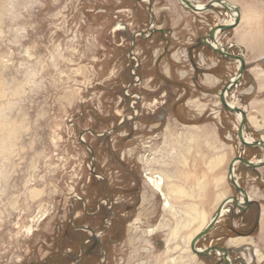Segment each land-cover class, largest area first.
Returning a JSON list of instances; mask_svg holds the SVG:
<instances>
[{
    "label": "rangeland",
    "instance_id": "1",
    "mask_svg": "<svg viewBox=\"0 0 264 264\" xmlns=\"http://www.w3.org/2000/svg\"><path fill=\"white\" fill-rule=\"evenodd\" d=\"M150 1L149 33L148 0H0V264H217L219 252L192 255L188 237L240 195L229 161L263 151L239 143L218 102L235 61L197 44L224 9ZM227 1L240 18L218 39L247 61L228 99L246 106L256 140L264 0ZM233 172L250 206L229 202L195 245L230 244L229 264H264V166ZM79 226L96 236L90 251Z\"/></svg>",
    "mask_w": 264,
    "mask_h": 264
},
{
    "label": "water",
    "instance_id": "2",
    "mask_svg": "<svg viewBox=\"0 0 264 264\" xmlns=\"http://www.w3.org/2000/svg\"><path fill=\"white\" fill-rule=\"evenodd\" d=\"M136 1H142V0H136ZM148 12H149V15H150V23H149V26L147 28V31L150 33L152 31L151 29V24H152V21H153V14L151 13V1L148 0ZM178 1H181L182 3H184L187 7H189L191 10L193 11H199L200 9H197V7H195L191 1L189 0H178ZM219 1V0H217ZM211 0H209L205 6L203 7V9H201L200 11L202 10H206V9H210V6H211ZM238 13H239V10H237ZM239 22V16H237L234 20V22L232 24H221L219 26H216L214 25L213 27L209 28L207 34L199 37L197 39V44H203L205 45L206 47H208L209 49H211L214 53L224 57V58H231V59H236L239 61V66L237 67L236 71H235V78L234 79H231L229 78L224 84L223 86L221 87V89L219 90L218 92V99H219V103L221 104V106L228 112H239L241 114V119L239 121V124H238V129H237V139L239 141V143L242 145V146H245V147H250V146H260L261 149L263 150L264 152V142L262 140H255V141H252V142H246L244 139H243V136H242V128H244L246 126V114L244 112L243 109H241L240 107H237V106H229L226 102V97H225V94L228 93L233 86L236 85V83L239 82V79L241 78L244 70H245V67H246V64H245V60L243 58L242 55H236V54H233V53H230L228 52L226 49H219L218 47H213L211 44L208 43V39H211V40H214V35H215V31L217 28H219V32H224L230 28H233L237 25V23ZM137 34H140L142 37H147L146 34H144L142 31H139L138 33H132L131 34V41L133 42L134 41V38ZM131 48H133V44L131 46ZM129 55L133 56L132 55V52L129 51ZM123 121V120H122ZM121 121V122H122ZM115 128V127H114ZM96 135V134H95ZM97 136H100V135H97ZM80 140L82 141V139L80 138ZM237 160L241 163H243V165L245 166H249L250 168L252 169H256V168H259V167H262L264 166V156L263 158L261 159V161H259L258 163H252L251 161L247 160V159H244L240 156H235L233 157L229 163H228V166H227V176H228V179L230 181V183L232 184L233 188L243 196V202L240 204V206H238L239 209L241 210H245L248 206H250L251 204V200L248 199L247 195H246V191L241 188L239 186V184L236 183L234 177H233V164H234V161ZM106 195L109 196V194L106 192ZM229 200H232L233 201V204L234 206H237V198L235 196H230L229 197ZM82 201H84L82 199ZM226 201V199H224L223 201H221V203L217 206V208L215 209V212H214V215L212 217V220L204 227V229H202L198 234H196L190 241L189 243V249L191 250V252H193L196 256H208L209 254H211L212 252L214 251H218L220 252V255L218 256L217 258V264H220V262H222L223 264H229V262L226 260V255H228L230 252L234 251L235 248H230V247H221V246H216V245H209L201 250H197L195 248V244L197 241H199L201 238H203L209 231L210 229L214 226V224L216 223L217 221V218L220 214V210H221V207L222 205L224 204V202ZM73 215H74V212L72 213L71 215V220L73 218ZM78 228L80 229H84V230H88L91 232V230L87 227H84V226H79ZM91 237L93 239H95V234L91 232ZM82 249V247H81ZM89 250V249H88ZM213 254V253H212Z\"/></svg>",
    "mask_w": 264,
    "mask_h": 264
},
{
    "label": "bare ground",
    "instance_id": "3",
    "mask_svg": "<svg viewBox=\"0 0 264 264\" xmlns=\"http://www.w3.org/2000/svg\"><path fill=\"white\" fill-rule=\"evenodd\" d=\"M178 1V0H177ZM189 1H191L192 2V4L195 6V7H197V9H203V7L205 6V4L206 3H202V2H198V1H194V0H189ZM212 2H211V6H210V9H206V10H202V11H196V12H206V11H211V9L212 8H223L224 9V13L226 14V16H227V19H224L223 20V22H221V23H219V24H215L216 26H219V25H221V24H232L233 22H234V20H235V18L237 17V16H239V18H240V9H239V7H237L236 5H234V4H232V3H229L227 0H219V1H217V0H211ZM149 2V1H148ZM180 4H182V5H185L184 3H182L181 1H178ZM186 6V5H185ZM237 10H239V13H238V11ZM238 24V23H237ZM152 25V24H151ZM221 32H219V28H217L216 29V31H215V35H214V40H211V39H208L207 41H208V43L209 44H211L213 47H218L219 49H221V48H223L224 50H225V47H224V45L219 41V39H218V35L220 34ZM133 55H135L134 54V52H133ZM227 59H231V58H227ZM231 60H233V61H235V63H236V67H238L239 66V61L238 60H236V59H231ZM231 79H234L235 78V74L233 75V76H231L230 77ZM239 84V82L238 83H236V85L235 86H233L232 87V89L233 88H235V87H237V85ZM231 89V90H232ZM229 91L228 93H226L225 94V99H226V102H227V104L229 105V106H237V107H240L241 109H243L244 110V112L246 111V106H239V105H236L235 104V102H233V101H230L229 99H228V97L230 96V94H232L233 92H234V89L232 90V91ZM218 102H219V100H218ZM234 114H235V116H236V118H237V121H240V119H241V114L239 113V112H233ZM246 114V113H245ZM128 117V116H127ZM246 120H247V122H248V118H247V115H246ZM236 128H238V127H236ZM242 136H243V139L246 141V142H252V141H255V139H253L252 137H250V136H248L245 132H244V130H243V128H242ZM261 132H263V130H260V133ZM256 140H262L263 142H264V134H262L258 139H256ZM258 147H260V146H258ZM260 149H261V147H260ZM262 150V149H261ZM263 151V150H262ZM261 151V152H262ZM263 156H264V152H262V156H261V158H258V159H255V160H250L249 159V161H251L252 163H258L259 161H261V159L263 158ZM239 161H237V160H235L234 161V164H233V170H234V167H235V165L238 163ZM260 168V167H259ZM256 169H258V168H256ZM227 172V171H226ZM226 177H227V179H228V176L226 175ZM233 177H234V179H235V181H236V183L238 184V180H237V177H236V175H235V173L233 172ZM148 181H149V183L152 185V186H154L158 191H161L162 192V187L160 186L161 185V177H158L157 179H154V178H152V177H148ZM246 195H247V197H248V199L249 200H252V195L250 194V193H248V192H246ZM229 197L230 196H223L222 198H221V200L219 201V203L217 204V206L221 203V201H223L224 199H226V201L224 202V204L222 205V207H221V210H220V214H219V216H218V218H217V221H218V219L222 216V214L224 213V211H226L227 209H226V205L229 203V202H232L233 203V201L232 200H229ZM237 198V206L236 207H238V206H240V204L243 202V196L240 194L238 197H236ZM165 205H168V200L167 199H165L164 200V206ZM229 205V204H228ZM234 205V204H233ZM217 208V207H216ZM215 208V209H216ZM229 208V207H228ZM214 215V214H213ZM213 215L205 222V223H203V221L197 226V228H195V230L189 235V237H188V240H187V242H190L191 241V239L196 235V234H198L202 229H204V227L212 220V217H213ZM216 221V222H217ZM233 239V242H236L235 241V239H237V238H232ZM237 247V246H236ZM195 248L197 249V250H201V248H199V247H197L196 245H195ZM191 251V250H190ZM212 253H214V254H217L218 253V251H214V252H212ZM252 253L253 254H255V255H258V251L256 250V249H254L253 251H252ZM192 255H195L193 252H192ZM219 255H220V252H219ZM226 260L229 262L230 261V258H229V256L228 255H226Z\"/></svg>",
    "mask_w": 264,
    "mask_h": 264
},
{
    "label": "flooded vegetation",
    "instance_id": "4",
    "mask_svg": "<svg viewBox=\"0 0 264 264\" xmlns=\"http://www.w3.org/2000/svg\"><path fill=\"white\" fill-rule=\"evenodd\" d=\"M105 193H106V192H105ZM105 195H106V194H105ZM106 197L109 198V196H107V195H106ZM83 230H84V229H83ZM86 231H88V230H86ZM91 235H92V234H90L89 239H91V240L93 241V243L87 248V250L89 249L88 251H90L91 249H93V247L96 245V243H95L96 236H95V239H93V238L91 237Z\"/></svg>",
    "mask_w": 264,
    "mask_h": 264
},
{
    "label": "crops",
    "instance_id": "5",
    "mask_svg": "<svg viewBox=\"0 0 264 264\" xmlns=\"http://www.w3.org/2000/svg\"><path fill=\"white\" fill-rule=\"evenodd\" d=\"M245 62H247V61L245 60ZM227 247H230V244Z\"/></svg>",
    "mask_w": 264,
    "mask_h": 264
}]
</instances>
